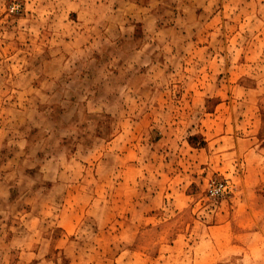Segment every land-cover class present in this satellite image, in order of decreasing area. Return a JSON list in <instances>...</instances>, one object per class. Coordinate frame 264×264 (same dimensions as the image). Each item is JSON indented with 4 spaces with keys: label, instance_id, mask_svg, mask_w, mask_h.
<instances>
[{
    "label": "rangeland",
    "instance_id": "374dc122",
    "mask_svg": "<svg viewBox=\"0 0 264 264\" xmlns=\"http://www.w3.org/2000/svg\"><path fill=\"white\" fill-rule=\"evenodd\" d=\"M250 191L264 0H0V264H158Z\"/></svg>",
    "mask_w": 264,
    "mask_h": 264
},
{
    "label": "crops",
    "instance_id": "0c3cea01",
    "mask_svg": "<svg viewBox=\"0 0 264 264\" xmlns=\"http://www.w3.org/2000/svg\"><path fill=\"white\" fill-rule=\"evenodd\" d=\"M176 231L154 243L158 264H264V193L250 191L237 205L216 209L211 220L196 217Z\"/></svg>",
    "mask_w": 264,
    "mask_h": 264
},
{
    "label": "built area",
    "instance_id": "2783aa9c",
    "mask_svg": "<svg viewBox=\"0 0 264 264\" xmlns=\"http://www.w3.org/2000/svg\"><path fill=\"white\" fill-rule=\"evenodd\" d=\"M232 186L228 180L211 179L208 183L207 192L213 199H218L229 194Z\"/></svg>",
    "mask_w": 264,
    "mask_h": 264
}]
</instances>
